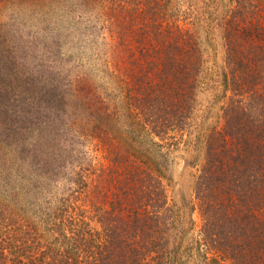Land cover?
Here are the masks:
<instances>
[{
	"label": "trees",
	"instance_id": "obj_1",
	"mask_svg": "<svg viewBox=\"0 0 264 264\" xmlns=\"http://www.w3.org/2000/svg\"><path fill=\"white\" fill-rule=\"evenodd\" d=\"M100 1L107 85L0 32V264H264V0Z\"/></svg>",
	"mask_w": 264,
	"mask_h": 264
},
{
	"label": "rangeland",
	"instance_id": "obj_2",
	"mask_svg": "<svg viewBox=\"0 0 264 264\" xmlns=\"http://www.w3.org/2000/svg\"><path fill=\"white\" fill-rule=\"evenodd\" d=\"M171 1L173 4L175 0ZM19 2H21L19 4L21 7H16V3ZM29 2L30 0H0V32L11 33L18 31L17 33L20 32L25 35L31 34L38 40H44V43L48 41L51 43V48H58L64 65L72 61L79 69H82H80L81 71H85L94 83L107 85L106 63H112L113 60L114 64H119V62H122V59L118 56L110 59L112 57L110 51L114 41L106 35V31L101 28L100 24L95 25L92 19V17H95V14L99 15V17L101 16L103 10L100 4H97V2L100 3L101 1L96 0L91 5H87L89 10H86V14L80 9L71 8L70 5L64 8L57 6L59 2L70 4L71 2H75V0H46V3L52 2L55 4L44 7L38 4L31 6ZM21 13L24 14L23 17L18 15ZM132 15L134 14L130 12L129 18ZM46 19L48 21H45L42 25L41 23ZM55 39H58L59 43L55 44ZM208 66H210V61L207 63ZM224 103V99L215 102L211 106L212 111L214 112L215 109L217 110ZM213 118L202 125L201 134L204 133V129L209 127ZM199 141H201V137ZM194 145L197 146V144ZM199 149L200 144L198 146ZM176 156L177 167L174 169L172 187L176 193L182 191L187 193L190 190L188 184L190 174H187L188 172L184 175L181 174L183 153L177 152ZM96 162L97 165L102 162L100 154H97ZM191 171L193 172V170ZM176 199H178V196ZM192 218V229L184 238L186 240L194 239L199 227V216L196 210L193 212Z\"/></svg>",
	"mask_w": 264,
	"mask_h": 264
}]
</instances>
